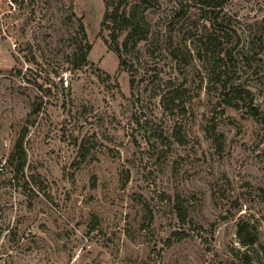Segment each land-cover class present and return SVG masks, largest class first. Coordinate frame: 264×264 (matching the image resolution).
Listing matches in <instances>:
<instances>
[{
	"label": "rangeland",
	"instance_id": "rangeland-1",
	"mask_svg": "<svg viewBox=\"0 0 264 264\" xmlns=\"http://www.w3.org/2000/svg\"><path fill=\"white\" fill-rule=\"evenodd\" d=\"M206 3L141 5L150 36L123 51L134 75L106 0H0V264H264V0Z\"/></svg>",
	"mask_w": 264,
	"mask_h": 264
},
{
	"label": "trees",
	"instance_id": "trees-1",
	"mask_svg": "<svg viewBox=\"0 0 264 264\" xmlns=\"http://www.w3.org/2000/svg\"><path fill=\"white\" fill-rule=\"evenodd\" d=\"M135 1L139 2L134 3ZM148 3H150V0H106L107 10L104 15L102 25L110 32V48L118 54L121 67L128 71H130L131 67L128 69L127 62L123 56V51L129 49L130 45L137 46L140 41L148 39L150 36V25L146 17L142 14V12H140L141 5H147ZM206 5H210V7H213V10H216L218 7L223 6V0H212L211 4L206 3ZM215 19L216 20L210 22L207 28L205 27L206 40L208 42L207 49L211 51L214 61L220 65V67H222L223 65H226L225 58L227 57L228 52L226 51L224 42L222 40L223 32L220 28L221 23L217 22V17ZM79 28L82 31L84 37L87 38L86 28L83 21L81 20ZM123 32H127V36L122 46H120L118 44L119 37ZM91 48L92 44L90 42H86L85 45L79 43L76 45V50L74 52L72 61L75 68H80L90 63L88 55L91 51ZM132 74H134V72ZM133 81L134 80L131 81L132 85ZM220 81L222 83V87L227 89V79L220 78ZM237 90L238 92L244 91L241 89ZM183 93V89L176 87L171 90V92H169V96H165L164 100H167V102L171 103V105H177L176 100L182 98ZM225 103L231 105L233 101L229 98L225 100ZM214 131L215 129L213 128L212 133H214ZM24 134L25 133H23L22 137L16 143L14 153H12L8 159L10 163L14 165V170L17 172L21 170L23 171L26 162V152L22 143ZM217 138L218 137L216 136V139ZM82 155L84 159H86L87 152L83 153ZM173 208L182 224L186 223L188 221L189 211L185 200L178 196L174 202ZM185 234L186 233L184 230H176L172 232V236L179 238L184 237Z\"/></svg>",
	"mask_w": 264,
	"mask_h": 264
}]
</instances>
